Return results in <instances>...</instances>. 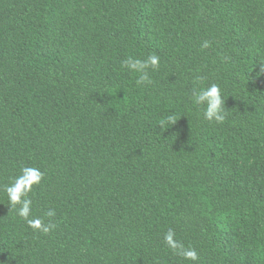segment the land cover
I'll return each mask as SVG.
<instances>
[{
	"label": "trees",
	"instance_id": "16d2710c",
	"mask_svg": "<svg viewBox=\"0 0 264 264\" xmlns=\"http://www.w3.org/2000/svg\"><path fill=\"white\" fill-rule=\"evenodd\" d=\"M261 62L264 0H0V264H264ZM213 83L222 124L193 98ZM25 166L46 235L3 191Z\"/></svg>",
	"mask_w": 264,
	"mask_h": 264
},
{
	"label": "clouds",
	"instance_id": "9594fccd",
	"mask_svg": "<svg viewBox=\"0 0 264 264\" xmlns=\"http://www.w3.org/2000/svg\"><path fill=\"white\" fill-rule=\"evenodd\" d=\"M210 47V42L205 40L201 44L202 49ZM124 66L129 70L139 73L137 79V85H143L150 83L148 76V69L151 68L153 71L159 68L160 57L158 55H149L146 59H133L129 57L123 62ZM259 65V72L257 75H264V62ZM257 67V66H256ZM194 102L196 105H202L204 108L203 118L209 122H215L217 124L224 123L226 119L225 113V100L222 96L220 86L218 84H211L208 87L202 88L199 91L193 93ZM175 123L174 116H167L159 122V127L162 130L167 129V125H173ZM43 172L36 167H22L20 174L15 176L11 182L3 186V191L7 196L8 205L10 211L15 216L23 219L27 226L34 232L49 234L56 228V224L52 222L50 218L55 216V211L49 209L45 216L48 219L45 222L44 219L39 217H32V204L33 201L29 194L33 191L34 185H39L43 179ZM175 232L169 229L164 235V242L174 254L182 257L184 260L196 262L199 260V255L194 248L185 247L183 243L175 239Z\"/></svg>",
	"mask_w": 264,
	"mask_h": 264
}]
</instances>
